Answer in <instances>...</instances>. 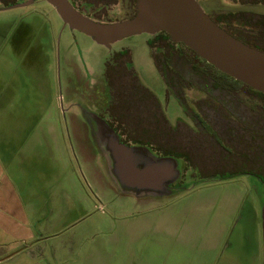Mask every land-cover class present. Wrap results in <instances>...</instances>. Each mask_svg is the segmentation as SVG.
Masks as SVG:
<instances>
[{"label":"rangeland","instance_id":"obj_1","mask_svg":"<svg viewBox=\"0 0 264 264\" xmlns=\"http://www.w3.org/2000/svg\"><path fill=\"white\" fill-rule=\"evenodd\" d=\"M152 38L133 36L112 51L130 50L141 83L175 124L184 111L174 98L167 105ZM110 56L64 29L44 0L0 11V144L35 234L15 243L5 264H263L254 179L188 177L186 189L159 198L123 194L112 182L80 116Z\"/></svg>","mask_w":264,"mask_h":264},{"label":"flooded vegetation","instance_id":"obj_2","mask_svg":"<svg viewBox=\"0 0 264 264\" xmlns=\"http://www.w3.org/2000/svg\"><path fill=\"white\" fill-rule=\"evenodd\" d=\"M3 1L4 0H0V11L14 9L11 7L23 4L28 0H18L16 3L10 5H5ZM69 1L80 13L103 23L121 22L131 19L137 14L138 0ZM198 2L210 18L227 33L246 45L264 52V0H198ZM66 27L63 25L64 29ZM148 45L152 50V59L159 73L160 71L156 65L154 53H156V55L162 60L163 68L169 64V58L172 59L177 57L180 59L182 57V60H189L193 57L195 58V55H197L192 54L190 52L191 49L184 44L175 43L172 39L167 41V39L152 38L148 41ZM108 51L111 53V56L106 62L102 80L99 84L96 83L93 86L96 87L93 92L91 90L88 95H86L91 106L89 105L87 108H81L85 111L96 114L100 119L105 120L113 128V126L118 124L124 125L127 123H135V119L132 121L127 120L124 116L117 117L118 115L116 113L121 112L118 105L119 99L122 97L121 94L123 88H118L119 86L113 85V78L117 76L125 78V75L127 74L126 72L128 71L130 74H136L137 77L138 74L130 50L127 49L124 51L113 52L111 49ZM176 52L178 53L177 55L174 54ZM201 59H196L195 61H199L203 64ZM160 76L163 79L161 73ZM100 85H102L103 88H100ZM165 87L167 105L169 100L174 98L184 111V118L179 119L173 124L169 120L166 108L158 96L150 90L155 95L157 102L162 106L166 121H168V123L174 128L184 125L198 130V126H200L201 130L204 131L201 133V137H203L202 139L204 140H207L208 137H210V134L207 133V129L210 126L215 125L218 130V133L215 134L218 156L221 158L223 151H230L232 165L229 169H231V173H233L232 178L248 176L251 179H254L253 188L256 189L257 195L259 196L258 198L264 205V99L255 102L252 92L249 89L242 87L241 94L236 90L232 91L235 93L236 99L239 96L241 101H231L224 104L214 102L207 105L206 102H203L207 100V95L201 91L191 89L187 90L185 94L180 95V93L176 92L174 89L168 90L166 84ZM118 91H120L119 95ZM191 93H196L198 96L191 97ZM75 103L76 102H74V104ZM73 106L71 105V107ZM132 110L133 113L142 111L140 108L133 109L132 107H129L126 109L128 112ZM196 115H200V118H197ZM80 116L86 123L91 122L93 126L96 125L94 121L88 122L84 114H81ZM142 122L146 123L149 121L146 120L141 121V123ZM153 122L156 123V119L153 120ZM118 135L120 136L121 142L127 146H144L133 145L131 143L126 144L125 137L119 133ZM145 147L149 148L146 145ZM150 151L154 153L152 149H150ZM179 163L182 176L171 187L173 194L177 191L186 189V187L183 188L182 186L183 180L188 177L190 179L195 178L192 172L190 170L187 171L186 169H204L203 173L206 174L214 171L215 173L220 174L228 169V167L222 164V160H220V162L214 167H196L189 164L183 165L180 161Z\"/></svg>","mask_w":264,"mask_h":264},{"label":"water","instance_id":"obj_3","mask_svg":"<svg viewBox=\"0 0 264 264\" xmlns=\"http://www.w3.org/2000/svg\"><path fill=\"white\" fill-rule=\"evenodd\" d=\"M37 1L40 0H28L11 8L29 7ZM44 1L55 9L65 27L83 33L108 50L133 36L165 32L173 42L184 44L217 70L264 94V52L218 26L198 0H138L137 14L115 23L96 21L80 13L69 0ZM80 110L88 122L96 124L88 123L93 141L108 176L121 193L137 198L173 194L171 187L182 176L179 160L158 156L145 146L123 144L105 120ZM262 221L264 240V205Z\"/></svg>","mask_w":264,"mask_h":264},{"label":"trees","instance_id":"obj_4","mask_svg":"<svg viewBox=\"0 0 264 264\" xmlns=\"http://www.w3.org/2000/svg\"><path fill=\"white\" fill-rule=\"evenodd\" d=\"M18 0H4L5 5L16 3ZM159 39H167L170 41V36L165 32L159 33L155 36ZM192 54H196L190 50ZM174 54H178L177 52ZM156 65L163 76L164 82L168 90L174 89L180 95L185 94L187 90L201 91L207 95V100L203 101L206 104L229 103L231 101H241L238 96L235 97L234 90L241 94L242 87L249 89L254 101L259 102L264 99V94L255 91L247 85L233 79L232 77L218 71L214 66L209 65L206 61L195 55L196 59H201L203 64L193 57L189 60H182V57L169 58V64L163 68L162 60L154 53ZM186 59V58H183ZM127 74L124 77L117 76L113 78V85L119 86L122 89V97L119 99V108L121 112L116 113L117 117H126L127 120H132L135 123L118 124L113 126L117 134L125 137L126 144L146 145L154 151L158 156L174 157L181 162V164H189L196 167H214L220 160L222 164L228 167L226 171L220 174L214 172L203 173L204 169H186L191 171L198 179L203 182L213 181L220 177V179L232 178L233 173L229 167L232 165L230 151L222 152L220 158L217 153L215 134L218 133L215 125L207 129L210 134L207 140L202 139L201 127L198 130L187 126L172 127L165 119L162 106L155 95L141 84L140 79L136 74ZM129 73V74H128ZM115 79V82H114ZM120 91H118L119 95ZM202 104V103H201ZM132 107L142 109L141 112L133 113V110L128 112L127 108ZM153 108V109H151ZM147 109V110H145ZM123 110V111H122ZM190 111V110H189ZM152 112V113H151ZM200 118V115H196ZM156 119V123L153 120ZM149 122L141 123V121Z\"/></svg>","mask_w":264,"mask_h":264},{"label":"crops","instance_id":"obj_5","mask_svg":"<svg viewBox=\"0 0 264 264\" xmlns=\"http://www.w3.org/2000/svg\"><path fill=\"white\" fill-rule=\"evenodd\" d=\"M0 252L10 254L5 264L12 259L13 246L31 241L35 234L31 227L24 200L10 174L5 159H8V147L0 144ZM11 243V245H10ZM8 250V251H7ZM6 251V252H5ZM13 252V253H12Z\"/></svg>","mask_w":264,"mask_h":264}]
</instances>
